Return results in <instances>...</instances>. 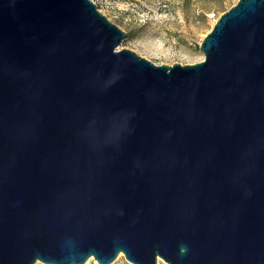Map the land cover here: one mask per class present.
<instances>
[{
  "label": "water",
  "instance_id": "1",
  "mask_svg": "<svg viewBox=\"0 0 264 264\" xmlns=\"http://www.w3.org/2000/svg\"><path fill=\"white\" fill-rule=\"evenodd\" d=\"M124 36L92 0H0V264H264V0L193 63Z\"/></svg>",
  "mask_w": 264,
  "mask_h": 264
},
{
  "label": "rangeland",
  "instance_id": "2",
  "mask_svg": "<svg viewBox=\"0 0 264 264\" xmlns=\"http://www.w3.org/2000/svg\"><path fill=\"white\" fill-rule=\"evenodd\" d=\"M92 1L125 32L118 48L131 49L157 64H184L203 57L201 39L214 20L237 0ZM117 255L107 264H135L122 252L118 258ZM160 259L156 264H169ZM94 260L92 257L89 264H95ZM32 264L53 263L37 259Z\"/></svg>",
  "mask_w": 264,
  "mask_h": 264
},
{
  "label": "bare ground",
  "instance_id": "3",
  "mask_svg": "<svg viewBox=\"0 0 264 264\" xmlns=\"http://www.w3.org/2000/svg\"><path fill=\"white\" fill-rule=\"evenodd\" d=\"M120 254H121V251L118 252L117 258L119 257ZM92 257H93L92 255L88 256V257L86 258V260L84 261L83 264H89L90 259H91ZM93 258H94V257H93ZM94 259H95V258H94ZM159 260H161V259H160V256H157V261H159ZM94 262H95V264H99L98 261H97L96 259L94 260Z\"/></svg>",
  "mask_w": 264,
  "mask_h": 264
}]
</instances>
